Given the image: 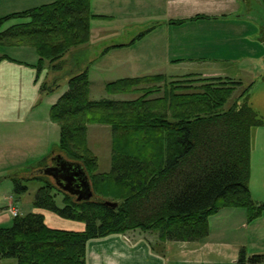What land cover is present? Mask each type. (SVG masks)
Masks as SVG:
<instances>
[{
    "label": "trees",
    "instance_id": "obj_1",
    "mask_svg": "<svg viewBox=\"0 0 264 264\" xmlns=\"http://www.w3.org/2000/svg\"><path fill=\"white\" fill-rule=\"evenodd\" d=\"M94 19L109 17L92 14L90 0H53L0 18V28L18 21L0 31V45L33 48L37 82L46 65L59 71L66 55L89 42ZM157 25H147L128 44L116 46L133 44ZM3 59L9 58L0 55ZM87 71L65 79L66 90L51 105L49 118L59 138L48 155L29 167L28 173L35 174L9 176L16 194L28 191L25 182L41 181L33 209L80 222L83 229L50 228L40 212L19 214L0 227V264H86L90 240L138 230L156 233L160 243L194 242L208 236L210 216L222 209H243L246 223L262 216L264 203L253 199L249 180L253 135L264 121L247 102L248 86L227 109L241 82L196 74L124 77L106 83L105 92H139V97L92 100ZM56 86L41 81L40 95ZM89 124L111 129L107 172L98 171V157L88 145ZM55 154L83 166L91 198L77 200L38 172ZM263 259L241 246L236 264H261Z\"/></svg>",
    "mask_w": 264,
    "mask_h": 264
},
{
    "label": "crops",
    "instance_id": "obj_2",
    "mask_svg": "<svg viewBox=\"0 0 264 264\" xmlns=\"http://www.w3.org/2000/svg\"><path fill=\"white\" fill-rule=\"evenodd\" d=\"M52 1L0 0V18ZM158 1L161 0H134L132 15L110 7L102 10L95 8L94 13L107 15L109 19L91 21L90 40L84 47H80L79 51L90 54L82 62L81 68L103 57L105 50L123 48L116 45L128 44L147 25L157 22L158 25L146 36L161 31L158 30L161 27L167 34H164V31L157 34L158 40L149 45L151 47L147 53L148 57L150 54L151 57L157 58L153 54L160 51L162 55L159 57L162 59L186 58L188 61H202L205 73L196 75L240 81L241 86L236 92H241L248 86L247 102L264 118V6L260 0H163L166 5L172 2L181 3V7L173 10L170 4L166 10L159 9L157 12ZM145 8H148L146 15L143 14ZM13 21L5 24L0 31L18 23ZM170 33L172 37L169 36ZM141 43L142 41H139L138 44ZM12 47L14 49L11 50L16 51L10 56L5 54L10 46L0 45V55L9 58L0 61V182L11 181L9 176L13 174L19 178L26 177L24 174L28 173L29 167L48 155L58 142L59 129L50 120L49 109L66 90V86L53 92L51 96L48 94L46 97L50 98V101L44 103L43 96L39 98L41 96L39 83L44 79L63 81L81 70L68 71L70 67L64 64L63 60L60 65L65 72L62 75L46 67L40 72L36 82L34 65L38 61V56L34 49L29 46ZM151 73L168 76L162 71L155 70L145 75ZM262 154L260 167L263 179L260 191L252 184H249V189L255 201L264 203V152ZM32 211L42 213L45 223L50 228L78 231L83 229L82 223L62 219L45 210L33 209L31 204L28 212ZM0 215V227L9 226L11 223L7 213ZM218 216L228 219L220 226L224 230L219 229L218 234L215 232L213 234L221 243L223 239L220 233H226V227L244 228L248 224L243 209H222L210 216L208 236L192 242L196 245L191 247L189 253L193 254L197 250L205 253L203 246H212L208 239L212 233L211 220L217 221ZM235 220L236 226L232 225ZM198 242L203 243L200 245ZM166 243H160L156 233L138 230L109 235L87 243L86 264H167L163 258ZM241 245L243 243L240 241L239 246ZM151 246L157 251L152 250ZM230 247L232 252H225L220 257L232 260L236 264L238 249L234 245ZM212 254L214 253L209 252L207 256ZM190 256L182 255L177 264H200L199 256H196L197 259L190 258L191 260L188 258Z\"/></svg>",
    "mask_w": 264,
    "mask_h": 264
},
{
    "label": "rangeland",
    "instance_id": "obj_3",
    "mask_svg": "<svg viewBox=\"0 0 264 264\" xmlns=\"http://www.w3.org/2000/svg\"><path fill=\"white\" fill-rule=\"evenodd\" d=\"M133 1L134 0H120V1L90 0V12L94 15L107 16L100 13H94V11L95 8H99L100 10H102L104 8L110 7L113 10L119 9L127 15H132L134 12ZM170 4L172 5L173 10H175L177 7H181V3L172 2V3H167L166 5V3H164L163 0H161L160 2L158 1L157 4V12H159V9L166 10ZM143 14L144 15L148 14V8H145ZM94 20H100V19H94ZM158 30H161L159 32H163L164 28L161 27L158 28ZM159 32L152 33L151 36H146L147 35L146 34L142 38L138 39L136 42L131 44L130 46L123 47L121 49L115 48L113 50H109L104 54L103 57H100L97 61L83 65L82 68H81V64L82 62H84L85 59H87L90 52L82 53L83 51L79 52L81 48H77L74 50L75 52H71L68 55H66L64 64H67L70 67L68 71L77 72L80 69L83 70L87 68L88 78L90 82L89 95H90V99L92 100L111 98V99L123 101V100H133L139 97L141 95L139 92H128L124 94L109 95L105 92L104 89V85L106 83L116 81L124 77H130V76L134 77L132 75L146 76V75L161 74V73H151L145 75V73L153 72L154 70L162 71L163 73L168 74V77H173V78L184 76L189 73L190 74L205 73V71H203L202 61H198V60L188 61L186 58L162 59L161 57H159L162 55L160 51H155L153 54L157 56V58L151 57L150 54L148 57L147 53L149 51V48L151 47V46L149 47V45L154 41L158 40L157 34ZM164 34H167V31H164ZM169 36L172 37L171 33ZM139 41H142V43L138 44ZM85 45L81 47H84ZM11 49L14 48L10 46V48L6 50L5 54L13 56V52L16 50H11ZM46 67L49 66L46 65ZM46 67H44V69ZM64 72L65 69L62 66H60V70L58 71L57 74L62 75ZM61 79L63 78L61 77ZM43 81L47 82L48 84H51L55 81V79H53V81H48L44 79L42 80V82ZM62 82L65 84H62ZM57 84H59V86H56L54 88L55 91L61 89V87L66 86L65 80L57 81ZM159 84L161 85L162 83ZM140 86H145V85H140ZM52 94L53 92H51V94L49 95L51 96ZM238 94L239 92L236 91L233 93L231 98H229L226 104L224 105L225 109L229 108L232 105ZM42 96L44 103L50 101V98L46 97L48 96V94L41 95L39 98H42ZM240 101L241 100H239L238 102ZM43 108L45 107L43 106ZM87 141L92 152L98 157V171L99 172L109 171L110 147H111L110 127L107 124H89L87 126ZM263 152H264V126H260L255 130V133L253 135L252 150H251V175L249 180V184L256 186L258 191H260L259 187L261 186V182L263 179L261 167H260L261 158L263 157L262 154ZM33 174L35 173L34 172L26 173V175L24 174V176L28 177V176H32ZM48 179L54 182L51 177H49ZM25 183L28 185V191L26 193L16 194L14 192L13 184L10 180L0 182V214H4V212H6L7 217L10 218V223L13 217L9 212L8 205L12 203L17 204L19 206L18 208L21 211V215L26 214L32 204L36 190L41 185V181L39 180L31 181L28 183L25 182ZM56 200L58 205L61 206V196H58ZM221 217L222 216H218L217 221L211 220L212 222L210 227L212 229V233L208 239L209 241H211L212 246H203V250H205V253H203L201 250H197V252H194L193 254L189 253L191 247H194L196 243H192V242L182 243L178 241H167V243L164 242L166 243L165 244L166 248L163 251V258L166 261V263L177 264V262L180 261L182 255L186 254L190 256L191 254V256L188 258L197 259L196 256H199L201 261L200 264H235L234 262H232V260H224L222 257H220V255H223L225 252L231 253L232 251L230 250V248L232 249V247L230 246L233 245L236 246L238 250L239 247L244 246L247 253L250 255L259 254L264 256V215L261 219L259 220L257 219V221L255 220L253 222L248 223L249 225L246 223L247 226L244 228H240V226L236 228L226 227L225 231L227 232L223 234L220 233V236L223 239L222 243L219 241V238H216V236L213 235L214 232L215 234H218L219 229L224 230L221 229L220 226L224 225V223L228 221V219H226V217H222V218ZM236 223L237 221L235 220L232 225L236 226ZM239 240L243 243V245L239 246L240 244ZM198 243L201 245L203 242H198ZM208 251L210 253H214L215 255L212 254L210 256H207V254L209 253ZM4 263L5 262H2V264ZM261 264H264V259Z\"/></svg>",
    "mask_w": 264,
    "mask_h": 264
},
{
    "label": "water",
    "instance_id": "obj_4",
    "mask_svg": "<svg viewBox=\"0 0 264 264\" xmlns=\"http://www.w3.org/2000/svg\"><path fill=\"white\" fill-rule=\"evenodd\" d=\"M38 172L51 177L59 189L76 197L77 200H88L92 196L90 181L83 166L66 159L61 154L53 155L42 169H38ZM106 204L112 207L117 206V203L113 202H106Z\"/></svg>",
    "mask_w": 264,
    "mask_h": 264
},
{
    "label": "built area",
    "instance_id": "obj_5",
    "mask_svg": "<svg viewBox=\"0 0 264 264\" xmlns=\"http://www.w3.org/2000/svg\"><path fill=\"white\" fill-rule=\"evenodd\" d=\"M9 211H10V214H11L13 217H15V216L18 215V210H17V208L14 207V206H11V207L9 208Z\"/></svg>",
    "mask_w": 264,
    "mask_h": 264
}]
</instances>
